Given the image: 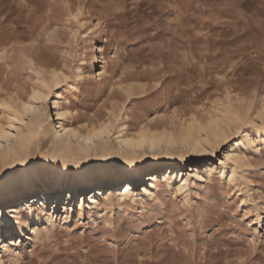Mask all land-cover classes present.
Here are the masks:
<instances>
[{
	"label": "rangeland",
	"instance_id": "obj_1",
	"mask_svg": "<svg viewBox=\"0 0 264 264\" xmlns=\"http://www.w3.org/2000/svg\"><path fill=\"white\" fill-rule=\"evenodd\" d=\"M134 2L135 8L133 0H0V128L18 113L24 121L13 123L28 131L32 117L24 106L31 101L52 129L57 100L72 111L74 127L85 132L93 121H112L116 140L125 125L128 135L156 136L152 154L169 157L140 166L158 172L150 196L118 197L120 179L98 203L89 196L69 202V187H52L54 195L28 227L11 224L9 235L0 226L4 264H260L264 40L254 24L264 26V0ZM241 66L245 71L233 75ZM79 77L96 87L69 99ZM38 90L46 96L34 99ZM215 124L225 137L193 151L189 131L204 139ZM52 141L38 132L17 152L0 151V168L53 161ZM232 148L242 162L226 156ZM101 149L94 148L89 165L115 166ZM152 181L141 178L136 192ZM1 195L0 206L21 203L20 195Z\"/></svg>",
	"mask_w": 264,
	"mask_h": 264
},
{
	"label": "bare ground",
	"instance_id": "obj_2",
	"mask_svg": "<svg viewBox=\"0 0 264 264\" xmlns=\"http://www.w3.org/2000/svg\"><path fill=\"white\" fill-rule=\"evenodd\" d=\"M97 50L103 51V45L99 44L97 46ZM44 95V92L38 90L34 93L33 98L40 99L43 98ZM55 105L58 125L52 129L45 124L46 119L41 113L42 107L41 109H38L31 101L27 102L24 106L25 110L30 112L32 117L31 121L26 122L29 126L28 131L24 129L22 125L20 127H16V124L13 123V121H24L18 113L12 116L13 120L7 127L0 128V146H2L0 147V151L6 153L17 152L18 147L28 145L38 132H40L44 137L49 135L55 146L53 150L55 159L53 161H47L39 165H35L33 166V170L39 168L44 171H50V169H45L44 166L51 164L54 166L58 165L61 171L68 173V177L66 178L56 180H39L33 184L23 187H13L6 184L2 189H0V194L4 193L1 197L20 195V202H29L27 206V208H29L28 215L27 213L22 215L19 211L15 215L10 214L13 213L14 206L19 205V203L14 205L4 203L0 206V218L2 217L0 225H7L6 231L9 232V235H12V230L14 229L11 228V224L18 230L19 226L25 225L28 227L30 221L35 220L37 216V209H42L47 206L50 197L54 195V189L52 187L56 188L61 186L60 190H63V192L65 188L69 187L71 191H73V193H70L67 198L69 202L74 201L73 196H75V198L79 197L82 201H85L86 196H89L87 200L89 203H98L100 202V196H104L106 198L109 193H112L113 189L117 186L116 180L120 179L121 182H123V187L120 190L118 197H137L140 194L150 196L154 193V190L158 186L155 182L158 172L153 174L144 173V170L142 171L140 166L142 164L153 165L156 160L169 158L167 157V154L160 156L152 154L159 141L156 136L142 131L138 137H134L128 135L126 126L122 125L115 136L117 138L116 143V140L112 139V121L98 125L96 124L97 122L93 121L91 123L92 127L84 132L71 125L68 116L72 114V111L69 108L62 107L57 100L55 101ZM13 128H17L18 131L14 132ZM213 129L214 131L207 133L204 139H202L203 137H198L199 135L196 136L193 132L189 131L188 136L192 142L193 151L206 150V145L209 144L212 139L218 142L221 138L225 137L224 132L226 131L221 129L218 124H215ZM185 137L186 136H184V138ZM243 144V141L237 142V146H243ZM98 146H101L102 149L100 151L107 158V162L111 161V163L115 164V166H119V169H116L115 166L108 165L107 163L99 162L96 164H105L107 167L87 168L84 172H80V169H83L85 164L89 165L94 161L95 153L98 152L94 151V148ZM226 156L234 163H239L244 160V155L235 148L228 150ZM125 160L137 161V163L133 165H124L123 161ZM76 165H79L80 168L78 169ZM201 172L195 171L194 174L196 179L202 180L204 178ZM78 173L79 175H77ZM141 178H144L145 180L152 179L153 181L150 187H145L146 191L144 189L143 192L138 193L134 187L139 186V183L137 182ZM180 181L182 187H186L188 185L187 176H182ZM124 188H127L128 191H124ZM41 191H46L47 193H43ZM86 191L89 192L85 195ZM54 199L55 201L53 204L56 209L60 206V200L63 199L62 193L57 194ZM3 211H8L10 213L4 218L2 214ZM20 234L23 235V230L21 229Z\"/></svg>",
	"mask_w": 264,
	"mask_h": 264
},
{
	"label": "snow or ice",
	"instance_id": "obj_3",
	"mask_svg": "<svg viewBox=\"0 0 264 264\" xmlns=\"http://www.w3.org/2000/svg\"><path fill=\"white\" fill-rule=\"evenodd\" d=\"M132 6L134 8L136 7L134 0H133ZM112 18L117 19V20L122 19V18H118L114 16ZM243 71H245L244 67L242 66L237 67L234 71H232V74L236 75L237 73H240ZM78 79L80 82L75 85V88L77 91L65 94L69 99H72L73 96L78 95L87 89L96 87L93 81H88L84 77H79ZM221 79L223 78L221 77ZM69 87L71 88V85H69ZM0 107H2V105H0ZM129 108H131V104L129 105ZM19 163H25V161L23 160V156H21ZM33 163L38 164L39 162H33ZM109 163H111V161H109ZM136 163L137 161H127V160L123 161L124 165H133ZM76 167L78 169L80 168L79 165H76ZM103 167H107V165L105 164H95V165L85 164L84 168L80 169V172H84L85 169L87 168H103ZM44 168L50 169V171H44L39 168H36L35 170H33V164H29L25 168L13 167L11 168V170L7 168H0V189H2L6 184L13 186V187H23L26 185L33 184L39 180H44V179L56 180V179L68 177V173L61 171L58 165L54 166V165L49 164V165H45ZM77 175H79V173ZM121 187H123V185H121ZM123 190L128 191L127 188H124ZM28 204H29L28 201H22L19 205L14 206V210L12 214L15 215L19 211L22 215H25L27 212ZM3 253H4L3 246L0 245V254H3ZM6 259H7V254H4V260ZM259 259H260V264H264V248L261 249ZM4 260H0V264H4ZM253 264H255V262H253Z\"/></svg>",
	"mask_w": 264,
	"mask_h": 264
},
{
	"label": "clouds",
	"instance_id": "obj_4",
	"mask_svg": "<svg viewBox=\"0 0 264 264\" xmlns=\"http://www.w3.org/2000/svg\"><path fill=\"white\" fill-rule=\"evenodd\" d=\"M255 27L260 29L259 39L264 40V26L254 24ZM172 264H179L178 261H173Z\"/></svg>",
	"mask_w": 264,
	"mask_h": 264
}]
</instances>
